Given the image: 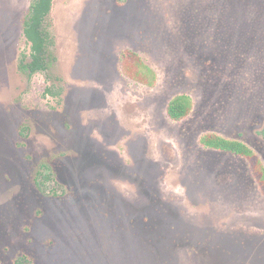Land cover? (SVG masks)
I'll return each mask as SVG.
<instances>
[{
	"label": "rangeland",
	"instance_id": "obj_1",
	"mask_svg": "<svg viewBox=\"0 0 264 264\" xmlns=\"http://www.w3.org/2000/svg\"><path fill=\"white\" fill-rule=\"evenodd\" d=\"M30 2L0 0V264H264V191L200 143L264 165V0H53L59 96L17 69Z\"/></svg>",
	"mask_w": 264,
	"mask_h": 264
},
{
	"label": "trees",
	"instance_id": "obj_2",
	"mask_svg": "<svg viewBox=\"0 0 264 264\" xmlns=\"http://www.w3.org/2000/svg\"><path fill=\"white\" fill-rule=\"evenodd\" d=\"M52 0H31L27 12L22 20V32L29 43L28 54H22L18 67L27 75L35 71L50 68L54 60L51 46L53 37L48 30V15ZM122 56L128 58L131 66L136 67L137 74L132 76L135 80L152 85L155 81V72L146 65L141 58L130 50L122 51ZM135 71V72H136ZM192 108V100L186 94H178L171 98L167 104V116L175 121L183 119ZM264 137V128L261 130ZM200 143L207 148L227 152L247 159L251 172L260 188L264 191V165L254 150L246 143L237 139H228L215 133H205L200 137ZM17 264H21L17 261Z\"/></svg>",
	"mask_w": 264,
	"mask_h": 264
},
{
	"label": "flooded vegetation",
	"instance_id": "obj_3",
	"mask_svg": "<svg viewBox=\"0 0 264 264\" xmlns=\"http://www.w3.org/2000/svg\"><path fill=\"white\" fill-rule=\"evenodd\" d=\"M52 4H53V0H52ZM52 4H51V8H50V12H49V15H48V30H49V32H50V34H51V36L53 37V45L51 46V48H52V50H53V54H54V60L51 62V65H50V68L49 69H46V70H42V71H35V72H33V73H31L32 75H27L28 73L27 72H23V71H21L20 69H19V67H18V64H19V60L21 59V56H22V54H28V52H29V43H28V41L25 39V37H24V35H23V32H22V35H23V37H24V39H25V41L27 42V44H28V50L27 51H21L20 52V54H19V58H18V62H17V69H18V71L21 73V74H24L28 79L29 78H31L34 74H37V73H42V74H44L45 75V77H46V80H48V81H50V83H48L47 85H46V87L44 88V92H43V95H45V96H59V94H60V91H61V89H62V86H61V82H62V78L60 77V76H58V75H53V76H51L49 73H50V70H51V68L53 67V65H54V63L56 62V59H57V57H56V55H55V37H54V35H53V33H52V23H51V20H50V13H51V9H52ZM28 9V8H27ZM27 12V11H26ZM26 12H25V14H26ZM24 14V15H25ZM24 17V16H23ZM22 20H23V18H22ZM21 29H22V25H21ZM42 168L43 169H41V170H39V172H38V175L40 176V178H37L38 180H36V186L40 189V190H42V184H41V179L42 178H45L46 176H48L49 175V173H47L48 171H47V169H46V167L43 165L42 166ZM42 177V178H41ZM52 192H53V190H52Z\"/></svg>",
	"mask_w": 264,
	"mask_h": 264
}]
</instances>
